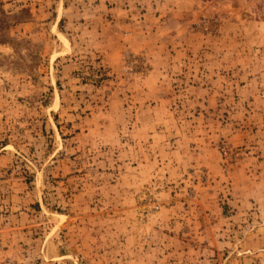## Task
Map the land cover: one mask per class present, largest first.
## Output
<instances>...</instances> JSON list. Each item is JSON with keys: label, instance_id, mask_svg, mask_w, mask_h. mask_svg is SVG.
Wrapping results in <instances>:
<instances>
[{"label": "rangeland", "instance_id": "374dc122", "mask_svg": "<svg viewBox=\"0 0 264 264\" xmlns=\"http://www.w3.org/2000/svg\"><path fill=\"white\" fill-rule=\"evenodd\" d=\"M0 264H264V0H0Z\"/></svg>", "mask_w": 264, "mask_h": 264}]
</instances>
